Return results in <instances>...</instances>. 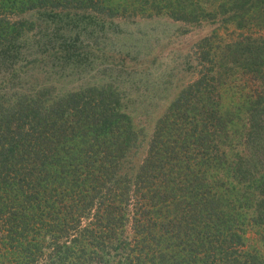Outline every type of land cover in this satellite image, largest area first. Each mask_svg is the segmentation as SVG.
I'll return each instance as SVG.
<instances>
[{
	"label": "trees",
	"instance_id": "1",
	"mask_svg": "<svg viewBox=\"0 0 264 264\" xmlns=\"http://www.w3.org/2000/svg\"><path fill=\"white\" fill-rule=\"evenodd\" d=\"M154 15L234 31L195 45L138 158L120 88L59 89L58 66L82 22ZM1 68L0 264H264V0H0Z\"/></svg>",
	"mask_w": 264,
	"mask_h": 264
},
{
	"label": "rangeland",
	"instance_id": "2",
	"mask_svg": "<svg viewBox=\"0 0 264 264\" xmlns=\"http://www.w3.org/2000/svg\"><path fill=\"white\" fill-rule=\"evenodd\" d=\"M90 22H82L78 29L80 40L92 47L81 50L85 58L74 69L61 64L58 66L62 71L61 77L57 76L60 78L57 86L69 90L111 82L119 87L127 110L140 131L142 148L138 158H141L159 117L183 86L196 77L198 61L193 53L195 45L214 30L227 36L232 34L234 28L214 22L193 25L159 15L117 18L115 25L108 22L106 27L93 24L86 28ZM38 31L45 35L43 40H46L50 37H46V33L52 29H35L33 33L38 34ZM37 37H40V33ZM47 59L51 60L50 57ZM3 70L0 69L1 78ZM29 71L42 79L44 76L53 79L52 73L42 74L37 67ZM248 236L249 247L263 249L254 232Z\"/></svg>",
	"mask_w": 264,
	"mask_h": 264
}]
</instances>
